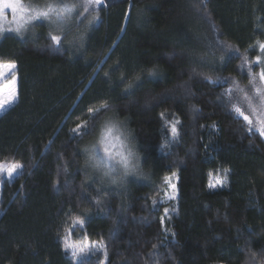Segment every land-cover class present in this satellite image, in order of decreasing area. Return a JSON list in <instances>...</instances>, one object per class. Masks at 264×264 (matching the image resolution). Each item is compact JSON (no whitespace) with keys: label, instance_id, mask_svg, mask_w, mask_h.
<instances>
[{"label":"trees","instance_id":"trees-1","mask_svg":"<svg viewBox=\"0 0 264 264\" xmlns=\"http://www.w3.org/2000/svg\"><path fill=\"white\" fill-rule=\"evenodd\" d=\"M97 10L77 52L44 23L0 41V64L15 63L18 78L0 114V162L23 166L0 177V264H264V138L230 99L248 65L257 71L264 0H104ZM107 116L141 160L140 177L119 188L87 170ZM218 171L226 185L212 187ZM172 175L177 199L166 201ZM69 233L102 248L75 259Z\"/></svg>","mask_w":264,"mask_h":264},{"label":"rangeland","instance_id":"rangeland-1","mask_svg":"<svg viewBox=\"0 0 264 264\" xmlns=\"http://www.w3.org/2000/svg\"><path fill=\"white\" fill-rule=\"evenodd\" d=\"M23 3L26 7L30 6L32 9L37 11L47 10L51 6L61 14L58 17L55 13H53L50 20H40L26 23V18L24 21L20 20L19 14H15L16 19L13 20L14 14L11 13L10 10H6L3 17L0 18V29H2V32H0V41L7 34H14L20 38H29L34 36L36 32L35 27L40 23H44L52 35L58 36L60 39H64L67 35L65 38L67 47L71 50H75L73 52H77L80 51L84 46L85 38L100 19L99 10L95 11L98 5L90 6L89 10L85 12L83 7L84 0H23ZM64 8L71 9V11L61 12V9ZM18 25H23L19 33L15 31ZM258 51V56L261 58V61H264V52H261L259 44ZM9 63L13 62L1 64L7 65ZM257 64V71L254 69V62L248 65L251 66L252 73L256 74L255 80H253L252 75L249 74L250 81L248 85L240 83L239 81H235L233 94H231L230 99L233 104H235L237 107H240L246 115L250 116L253 121L254 128L259 131V128L261 127L260 121L264 120V102H262L261 96L257 93L256 89L260 88L261 91L264 92V81H261L258 75L261 71V68L264 67V64ZM16 71L17 67H15L11 75H7L8 69L5 67V76L0 77V99H11L9 96V89L7 87L10 82H14L12 91L16 93L15 101L10 104H6L3 108H0V114L5 112L17 101L18 78ZM245 94H247V96L250 98L251 106L249 105V100L245 99ZM253 109H255V111H253ZM107 128H113V134L112 136L108 137L107 140H105L104 135ZM105 145L109 148V151L115 157V160H107L106 163H100V158L105 156L103 152ZM129 153H131V155H129ZM85 154L88 161L87 170L89 175L91 178L96 175L101 181V184H109V186L111 185L110 187L117 186L119 188L123 186L122 184H124L127 179L131 177H140L141 175V160L136 146L134 145L131 136L124 129L123 125L117 122L113 116H107L100 124L97 137L90 144V146L86 148ZM121 154L125 157H128L129 167L134 169V171L130 172L126 177L123 178V180L120 179V176L124 172L123 165L116 163V161L120 159ZM94 156L96 159H93ZM14 164L16 163L11 161L0 162V167L3 169V171L0 172V177L9 179L14 178L21 170L17 169V171L14 172L12 176H8L7 171ZM110 169L114 170L111 171L110 175H106L105 173H108ZM114 177L116 178L115 182H113ZM218 181H222V183H218ZM226 182V171H218L211 178L212 187L224 186L226 185ZM172 184L175 185L174 192L171 187ZM177 194V176L172 175L168 179V186L164 194V199L166 201L176 200ZM72 238L73 237L71 233H69L67 235L66 243L74 245L77 249L76 255H73L72 249H69L75 259L89 255V253L102 248V246L98 243H92L89 241L80 242L81 240L79 239L74 241ZM80 247L84 248L83 253L78 251Z\"/></svg>","mask_w":264,"mask_h":264},{"label":"snow or ice","instance_id":"snow-or-ice-1","mask_svg":"<svg viewBox=\"0 0 264 264\" xmlns=\"http://www.w3.org/2000/svg\"><path fill=\"white\" fill-rule=\"evenodd\" d=\"M104 0H84V11L87 12L89 10L90 6L93 5H103ZM6 10H10L11 13H13V20L16 19L15 14H19L20 15V20L24 21L26 18V23H31L33 21H40V20H50L51 16L53 13H55L58 17L60 16V12H58L55 8L53 7H49L47 10L44 11H37L32 9L30 6L26 7L23 3V0H0V18L3 17L4 13ZM62 11H71V9H61ZM82 15V13H81ZM23 27V25H18V27L15 29V31L17 33H19L21 31V28ZM0 32H2V29H0ZM51 40L54 42V44L59 45L61 43L60 38L58 36H51ZM222 43V42H219ZM215 46V45H214ZM259 48L261 50V52H264V43H259ZM53 50H59V49H53ZM256 62L257 63H261L264 64V61H261V58L258 56L256 58ZM8 69V73L7 75H11L13 70L15 69L16 65L14 63H9L7 65L4 64H0V77H4L5 76V72H4V68ZM249 74L252 75V79L255 80L256 74L252 73V69L251 66H249ZM259 78L261 81H264V67L261 68V71L259 72ZM13 84L14 82H10L7 87L9 89V96L11 97V99L8 98H2L0 99V108H3L6 104H10L12 102L15 101L16 99V93H14L12 91L13 88ZM243 91V90H240ZM257 93L260 94L261 96V100L262 102H264V92L261 91L260 88L256 89ZM232 89H226V94H231ZM219 99V97H218ZM245 99L249 100V105L251 106V101L250 98L247 96V94H245ZM233 108L235 110L236 113H238L245 122H247V124L249 125V131H252V128L254 127L253 125V121L250 118L249 115H246L242 109L240 107H237L235 104H233ZM98 111V110H97ZM253 111H255V109H253ZM261 127L259 128V135L261 138H264V120L260 121ZM84 130H87V125L83 126ZM73 131L75 132L76 129H73ZM118 131V129H117ZM172 133L173 135L176 134V128L175 126H173L172 128ZM113 134V128H107L105 131V135H104V139L107 140L108 137L112 136ZM103 152L105 154V156L103 158H100V163H106L107 160H115V157L112 155V153L109 151V148L105 145V147L103 148ZM129 155H131V153H129ZM93 159H96V157L94 156ZM116 163L118 164H122L123 168H124V172L123 174L120 176V179L123 180L124 177H126L130 172L134 171L133 168L129 167V160L128 157H125L121 154L120 159L118 161H116ZM23 166L19 165V164H14L12 165L8 171H7V175L8 176H12L14 172L17 171V169H21ZM114 169H110L108 173H105L106 175H110L111 171H113ZM3 169L2 167H0V172H2ZM116 178H113V182H115ZM218 183H222V181H218ZM173 192L175 191V185L172 184L171 185ZM99 201H97V206H99ZM77 224H80L82 226V222L78 221L76 222ZM75 226V225H74ZM65 241H67V237H65ZM66 250L67 249H72L73 251V255L77 254V249L75 248L74 245L72 244H68L66 243ZM80 253L84 252V248L80 247L78 250Z\"/></svg>","mask_w":264,"mask_h":264}]
</instances>
